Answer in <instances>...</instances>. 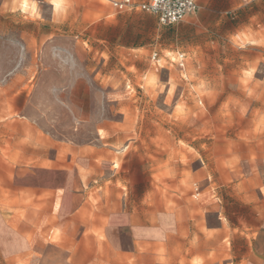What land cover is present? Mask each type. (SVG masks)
<instances>
[{
	"label": "rangeland",
	"instance_id": "1",
	"mask_svg": "<svg viewBox=\"0 0 264 264\" xmlns=\"http://www.w3.org/2000/svg\"><path fill=\"white\" fill-rule=\"evenodd\" d=\"M197 4L0 0V264L224 258L264 168V0Z\"/></svg>",
	"mask_w": 264,
	"mask_h": 264
},
{
	"label": "crops",
	"instance_id": "2",
	"mask_svg": "<svg viewBox=\"0 0 264 264\" xmlns=\"http://www.w3.org/2000/svg\"><path fill=\"white\" fill-rule=\"evenodd\" d=\"M112 9L120 13L113 7ZM130 10L133 9L121 12ZM236 185L237 189L231 194L237 204L243 202V205L240 203L239 206H244L248 214L245 218L218 219L217 239L223 240L229 236L230 247L217 249V255L224 257L217 259V264H264V168L247 169L245 183L239 181ZM227 223L228 232L225 226Z\"/></svg>",
	"mask_w": 264,
	"mask_h": 264
},
{
	"label": "built area",
	"instance_id": "3",
	"mask_svg": "<svg viewBox=\"0 0 264 264\" xmlns=\"http://www.w3.org/2000/svg\"><path fill=\"white\" fill-rule=\"evenodd\" d=\"M111 6L116 11H125L128 9H140L146 11L157 18L158 23L162 25L177 24L184 18L198 9L196 0H110ZM151 63L157 64L160 57L156 51L149 55ZM174 60L178 68L185 69V53L177 52Z\"/></svg>",
	"mask_w": 264,
	"mask_h": 264
}]
</instances>
